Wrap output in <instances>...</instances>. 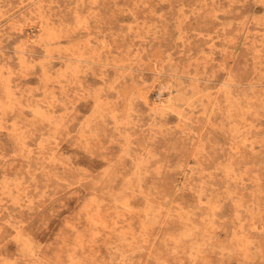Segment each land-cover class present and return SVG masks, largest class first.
Returning <instances> with one entry per match:
<instances>
[{"label":"rangeland","instance_id":"rangeland-1","mask_svg":"<svg viewBox=\"0 0 264 264\" xmlns=\"http://www.w3.org/2000/svg\"><path fill=\"white\" fill-rule=\"evenodd\" d=\"M0 264H264V0H0Z\"/></svg>","mask_w":264,"mask_h":264}]
</instances>
